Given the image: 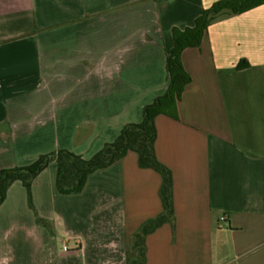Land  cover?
<instances>
[{
  "label": "crops",
  "instance_id": "obj_1",
  "mask_svg": "<svg viewBox=\"0 0 264 264\" xmlns=\"http://www.w3.org/2000/svg\"><path fill=\"white\" fill-rule=\"evenodd\" d=\"M217 1L0 0V171L56 150L89 159L139 123L166 90L171 30ZM181 62L191 81L178 119L154 121L175 232L146 237L145 264H264V5L211 24ZM55 173L50 162L31 188L52 234L14 212L20 183L0 206L18 218L28 264H125L130 236L162 210L159 174L131 151L79 194H59Z\"/></svg>",
  "mask_w": 264,
  "mask_h": 264
},
{
  "label": "trees",
  "instance_id": "obj_2",
  "mask_svg": "<svg viewBox=\"0 0 264 264\" xmlns=\"http://www.w3.org/2000/svg\"><path fill=\"white\" fill-rule=\"evenodd\" d=\"M264 5V0H219L205 9L194 20L191 27L182 30H171L172 48L166 55L165 69L167 87L165 92L142 109V120L139 123L124 125L116 139L105 144L91 158L84 159L68 150H56L39 155L25 166L2 169L0 171V206L6 199L7 190L14 183H20L26 193L28 208L33 212L35 223L53 233L50 223L41 219L35 210L32 200V183L45 170L50 162L56 164L54 186L62 195H75L83 191L88 177L102 169L121 161L131 151L137 155V165L141 169H151L159 174L161 185L159 198L162 210L154 218L144 221L130 236L125 248V264H145V239L161 226L168 224L172 236L175 232V215L173 207V179L171 171L160 163L155 155L156 140L155 118L163 115L177 120V104L191 78L181 62L183 51L198 48L201 45L207 28L218 21L243 14L251 9ZM243 61L236 67L243 69Z\"/></svg>",
  "mask_w": 264,
  "mask_h": 264
},
{
  "label": "rangeland",
  "instance_id": "obj_3",
  "mask_svg": "<svg viewBox=\"0 0 264 264\" xmlns=\"http://www.w3.org/2000/svg\"><path fill=\"white\" fill-rule=\"evenodd\" d=\"M21 191L22 194L16 197V201L14 203L17 205L15 208L16 211L14 212L18 215H22L26 210L29 209L27 206L25 190L22 188ZM1 218L2 219H0V264H28V258L26 255V252L28 251L27 248L28 243L26 241V237L22 236L21 232L17 233V229H16L17 227L14 224L15 221L17 223L18 218H14L12 220L13 224H10L9 221H6V219L3 216ZM56 245L58 249L61 248V244L58 240L56 242ZM68 251L69 250L67 248V251L64 252H68Z\"/></svg>",
  "mask_w": 264,
  "mask_h": 264
},
{
  "label": "built area",
  "instance_id": "obj_4",
  "mask_svg": "<svg viewBox=\"0 0 264 264\" xmlns=\"http://www.w3.org/2000/svg\"><path fill=\"white\" fill-rule=\"evenodd\" d=\"M63 250H64V251H67V248H66V247H63Z\"/></svg>",
  "mask_w": 264,
  "mask_h": 264
}]
</instances>
